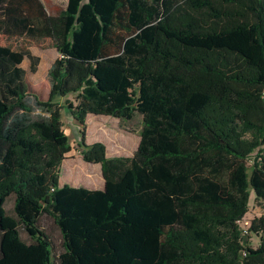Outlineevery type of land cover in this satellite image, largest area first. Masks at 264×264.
Returning a JSON list of instances; mask_svg holds the SVG:
<instances>
[{"label":"trees","instance_id":"16d2710c","mask_svg":"<svg viewBox=\"0 0 264 264\" xmlns=\"http://www.w3.org/2000/svg\"><path fill=\"white\" fill-rule=\"evenodd\" d=\"M0 35L59 53L43 100L0 46V264H264V0H0ZM64 109L143 117L132 157L82 136L103 191L60 184Z\"/></svg>","mask_w":264,"mask_h":264},{"label":"rangeland","instance_id":"374dc122","mask_svg":"<svg viewBox=\"0 0 264 264\" xmlns=\"http://www.w3.org/2000/svg\"><path fill=\"white\" fill-rule=\"evenodd\" d=\"M50 8H65L68 0H42ZM86 1V0H84ZM0 46L8 47L13 51H30L34 56L40 58L37 73L31 72V62L28 59L22 64L26 70V81L29 84L31 91L38 94L41 99L48 100L50 97V84L47 78L48 71L51 65L59 58V53L54 40L50 38H30V37H9L0 35ZM69 99L73 100V97ZM56 102L65 105L66 99H57ZM62 120L64 123V131L70 139L72 151L66 156V160L61 167L60 178L61 182L72 186L70 180L79 182L80 186L87 187L88 184L102 189L103 182L100 175L98 165H91L83 160L82 155V136L86 145L102 143L106 147L107 157L114 158L119 156H133L140 144V133L143 128V117L136 114L131 121H121L112 117L104 116H88L86 126L81 129L74 121L73 117L67 109L62 111ZM81 132L84 134L82 135ZM252 165V160L250 161ZM94 168V169H92ZM100 180V183H99ZM73 182V181H72ZM6 210L12 216L14 214V197L9 198L6 204ZM264 213L257 208L254 192L251 193L249 212L246 215L242 225H249L251 221L262 216ZM47 224L48 232L54 238L55 248L59 250L61 244L59 235L54 231L55 226L49 218L43 219ZM26 239V235L23 234ZM251 242L254 246L260 243V239L252 236Z\"/></svg>","mask_w":264,"mask_h":264},{"label":"crops","instance_id":"0c3cea01","mask_svg":"<svg viewBox=\"0 0 264 264\" xmlns=\"http://www.w3.org/2000/svg\"><path fill=\"white\" fill-rule=\"evenodd\" d=\"M89 116H92V115H89ZM120 157V156H119ZM122 157H127V156H122ZM128 157H132V156H128ZM90 164V163H89ZM91 165H98L99 166V169H100V175L102 176V179H103V182H101L100 183V180H99V183H100V186H102L103 185V188L102 189H98V188H96L95 186H93V185H90V184H88L87 185V187H84V188H87V189H89V190H101V191H103L104 189H105V180H104V178H103V174H102V167H101V165L100 164H91ZM92 169H94V168H92ZM61 178H60V184L63 186V185H66V184H64L63 182H61ZM73 181V182H72ZM75 180L73 179V180H70L69 182H71L73 185H72V187H83V186H80L81 184H79V182H74Z\"/></svg>","mask_w":264,"mask_h":264}]
</instances>
